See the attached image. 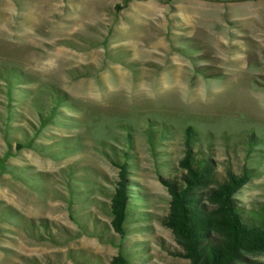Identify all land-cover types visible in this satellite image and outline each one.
<instances>
[{
	"label": "rangeland",
	"instance_id": "obj_1",
	"mask_svg": "<svg viewBox=\"0 0 264 264\" xmlns=\"http://www.w3.org/2000/svg\"><path fill=\"white\" fill-rule=\"evenodd\" d=\"M51 90L44 122L32 98ZM187 127L252 170L237 199L264 201V0H0V264H188L160 180L181 173ZM112 148L127 154L123 238Z\"/></svg>",
	"mask_w": 264,
	"mask_h": 264
},
{
	"label": "trees",
	"instance_id": "obj_2",
	"mask_svg": "<svg viewBox=\"0 0 264 264\" xmlns=\"http://www.w3.org/2000/svg\"><path fill=\"white\" fill-rule=\"evenodd\" d=\"M44 95L34 96L32 102L46 122L56 112L60 95L57 90ZM162 128H149V138L153 141ZM183 146L178 160L181 173L160 178L170 194L168 213L162 223L180 245L178 254L188 259V264H243L248 254L264 252V201L235 197L250 179L252 170L236 161L218 164L212 160L207 154L209 144L199 142L191 127L184 131ZM226 153L231 155L229 150ZM110 154V160L119 168V179L108 194L111 226L123 238L130 198L129 180L125 177L127 154H118L114 148ZM40 227L48 232L43 223L36 225L32 221L27 229L40 235ZM111 264H128V259L119 252Z\"/></svg>",
	"mask_w": 264,
	"mask_h": 264
}]
</instances>
